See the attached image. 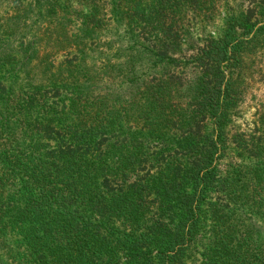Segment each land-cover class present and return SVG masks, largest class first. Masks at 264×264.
<instances>
[{"label": "trees", "instance_id": "obj_1", "mask_svg": "<svg viewBox=\"0 0 264 264\" xmlns=\"http://www.w3.org/2000/svg\"><path fill=\"white\" fill-rule=\"evenodd\" d=\"M223 1L0 0V264H264V0L195 39Z\"/></svg>", "mask_w": 264, "mask_h": 264}, {"label": "rangeland", "instance_id": "obj_2", "mask_svg": "<svg viewBox=\"0 0 264 264\" xmlns=\"http://www.w3.org/2000/svg\"><path fill=\"white\" fill-rule=\"evenodd\" d=\"M243 4V0H229L223 1L222 2V7L219 10V15L215 19L213 27L209 30H204L201 31L199 27H201L200 24V18L197 15L192 14L191 12L188 14L189 18V26L192 28L193 32L198 30L197 33H194L196 35L195 39L200 40L201 38H204L206 35L205 33L212 32V35L217 36L218 31L221 29L223 22L226 18V15L232 11L236 10L238 7H240ZM226 5H229L231 9H229ZM245 6V3L243 4ZM85 11V9H83ZM115 28L110 29L109 31L103 32L101 34V38L99 41L95 43V45L91 46L90 49L93 52L94 56L89 57V65H94L95 67H100V66H108V65H113L117 67H121L124 70L128 69V61H133L134 58V64L136 67L140 68L142 64H140L142 61L138 59V54L136 49L135 50H130L127 52H118L119 47H121L124 43L123 40L118 35H109L110 33H114ZM208 31V32H207ZM122 50V49H121ZM71 58V55H65L57 58L55 63L62 62L66 59ZM114 74H117L115 71H113ZM113 83L115 86L119 85V80L118 78L112 79ZM111 82V81H110ZM254 113L255 109L250 108L247 111L244 112L243 118L237 122V125L240 126L241 130H250L253 129V121H254ZM231 151V150H230ZM228 151L227 154L222 156L221 159L218 160V163L220 164V167L223 168L228 164L233 156H235L234 153H230ZM243 220L245 223L249 222H254L256 224V218L253 217L250 214L245 213L243 215ZM206 224H209L206 222ZM251 224V223H250ZM207 231V228H206ZM197 247V249H194ZM203 252L201 244H195L193 247L190 248V250L187 251V259H186V264H201L202 263V256L201 253Z\"/></svg>", "mask_w": 264, "mask_h": 264}]
</instances>
